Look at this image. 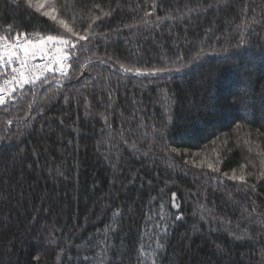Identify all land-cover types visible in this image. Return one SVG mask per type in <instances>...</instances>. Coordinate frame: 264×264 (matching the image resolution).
<instances>
[{
  "label": "trees",
  "instance_id": "16d2710c",
  "mask_svg": "<svg viewBox=\"0 0 264 264\" xmlns=\"http://www.w3.org/2000/svg\"><path fill=\"white\" fill-rule=\"evenodd\" d=\"M47 1L0 0L73 53L0 104V264H264V0Z\"/></svg>",
  "mask_w": 264,
  "mask_h": 264
},
{
  "label": "snow or ice",
  "instance_id": "6c2138e0",
  "mask_svg": "<svg viewBox=\"0 0 264 264\" xmlns=\"http://www.w3.org/2000/svg\"><path fill=\"white\" fill-rule=\"evenodd\" d=\"M39 11V8L37 9ZM27 33H17L16 37L11 42L3 44L4 51H0V74L5 70L10 69L12 80L22 85L35 83L41 77H45V73L55 74L60 72L63 74V62L68 59L67 56L61 54L59 48H49L45 50L42 47H37L31 41L24 43L22 37H26ZM79 40L86 39L85 36H78ZM57 38L48 36V41H55ZM7 38L0 37V41H5ZM60 44H65L67 41L60 40ZM39 59L41 63L36 64L35 61ZM31 62V63H30ZM187 67V65H181ZM180 69H176L179 71ZM126 71H131L127 69ZM156 71H169L168 69H157ZM139 74V70H137ZM47 79V77H45ZM2 91L0 90V104L4 103ZM172 152H177V147L171 148Z\"/></svg>",
  "mask_w": 264,
  "mask_h": 264
},
{
  "label": "built area",
  "instance_id": "2783aa9c",
  "mask_svg": "<svg viewBox=\"0 0 264 264\" xmlns=\"http://www.w3.org/2000/svg\"><path fill=\"white\" fill-rule=\"evenodd\" d=\"M22 39H23L24 43H28V41H31L32 43H36L39 41L37 39H26V38H22ZM12 40L7 38V40H5V41H0V51L5 50L3 48V44L5 42H11ZM49 48H53V49L59 48V49H61V54L68 57V59L63 62V67H64L63 74H61L60 72H56L55 74L45 73V77H47V79H45V77H41L39 80L35 81V83H29L28 85H22L18 82H14L12 80V74L10 72V69H7L2 74H0V90H3L2 95H3L4 102H6L9 99H12L18 93L24 91L28 87L40 85V84L47 82L49 80H52V79H61L67 75L69 68H70L71 59L73 57V53L71 51L72 47L64 48V47H60V46L54 45V44H46L44 46L45 50H47ZM35 63L39 64V63H41V61L39 59H37L35 61Z\"/></svg>",
  "mask_w": 264,
  "mask_h": 264
},
{
  "label": "rangeland",
  "instance_id": "374dc122",
  "mask_svg": "<svg viewBox=\"0 0 264 264\" xmlns=\"http://www.w3.org/2000/svg\"><path fill=\"white\" fill-rule=\"evenodd\" d=\"M33 3L39 8L41 12L46 13V14H51L52 8L49 6V2L47 0H33ZM59 41H60L59 39H56L55 41H48L46 38V39L39 40L38 42L33 43V44H35L37 47H42V48H44L46 44H56L64 48L68 47L66 44H60Z\"/></svg>",
  "mask_w": 264,
  "mask_h": 264
},
{
  "label": "water",
  "instance_id": "95a60500",
  "mask_svg": "<svg viewBox=\"0 0 264 264\" xmlns=\"http://www.w3.org/2000/svg\"><path fill=\"white\" fill-rule=\"evenodd\" d=\"M56 84H60L59 82H56Z\"/></svg>",
  "mask_w": 264,
  "mask_h": 264
}]
</instances>
